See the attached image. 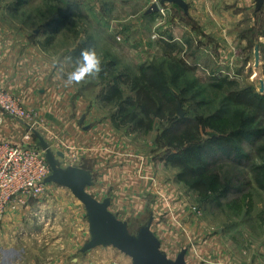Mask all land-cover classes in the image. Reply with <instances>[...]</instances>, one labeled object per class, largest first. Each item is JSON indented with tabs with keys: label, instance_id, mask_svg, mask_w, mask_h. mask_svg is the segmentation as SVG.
Returning <instances> with one entry per match:
<instances>
[{
	"label": "rangeland",
	"instance_id": "rangeland-1",
	"mask_svg": "<svg viewBox=\"0 0 264 264\" xmlns=\"http://www.w3.org/2000/svg\"><path fill=\"white\" fill-rule=\"evenodd\" d=\"M15 1L4 2L3 15L11 17V24L16 26L12 27L14 31L15 28L25 30L28 40L37 44L43 56L48 57L46 63L51 58L57 60L64 56L74 43L78 46L81 35L91 36L102 58V70L99 74L86 76V80L107 87L115 83L123 88L126 96L130 94V88L118 80L120 75L122 80H134L140 77L143 66L164 63L166 66L160 79L173 84L175 77L171 66L177 65L182 72L179 84L183 88L182 91L175 90L176 94L181 98L186 116L200 122L203 140L229 136L232 131L242 129L245 123L248 131L264 130V108L255 112L245 110L237 103L238 93L248 90L257 103L264 104V6L256 13V0H185L189 4V17L174 4L165 5L166 13L147 14L157 0H31L19 13L13 14L10 6L13 7ZM82 1L89 4L82 7L79 4ZM61 20L62 26L58 30L62 35L57 40L59 33L56 34L54 29ZM206 30H214L221 37L215 42H205L209 38L202 39L201 31ZM49 38H52L51 43H47ZM228 45L233 47L231 54L227 53ZM257 46L261 51L259 65L255 57ZM67 55L61 63L70 69ZM108 108L113 113L118 110L116 102L108 104ZM26 121L39 130L38 124L30 119ZM155 123L150 131L119 124L132 132L128 136L133 150L146 155L155 164L162 182L171 186L168 206L171 205L175 216L169 220V209L164 211V208L155 209L153 213L152 229L159 235L162 250L171 259H176L189 246L193 250L189 256L192 264H205L198 257L201 250L197 233L201 223L213 224L225 233L223 257H230L237 245L249 247V244H243L248 232L249 238H256L250 244L255 257L252 264H264V243L260 239L264 235V222L261 224L257 217L253 223L250 217L258 214V203L264 202L260 193L263 190L255 181L253 168L264 165V135L237 145L238 155H249L250 160H239L235 157L237 154L226 156L218 152L210 155L214 170L233 183L234 189L226 197L203 201L196 191L177 180L179 169L165 163L164 156L176 149L164 145L161 137L165 124L158 119ZM19 125L24 131H30L25 124ZM32 137L37 144L33 132ZM229 142L237 144L234 140ZM149 199L150 196L145 204ZM159 199L154 197L156 202H160ZM140 204L135 201L127 205L132 210L136 207L135 213ZM14 205L11 204L7 211L3 230L15 242L25 246L32 263L132 264L130 257L114 247L100 246L80 253L90 238L89 224L84 205L69 189L48 184L44 191L27 198L26 205L16 208ZM151 208L149 203L147 211L145 208L141 215L128 218L132 234L149 221ZM185 212L188 215L181 219ZM263 214L259 212L260 216ZM244 223L249 225L245 227ZM207 232L216 234L218 229L210 228Z\"/></svg>",
	"mask_w": 264,
	"mask_h": 264
},
{
	"label": "crops",
	"instance_id": "crops-1",
	"mask_svg": "<svg viewBox=\"0 0 264 264\" xmlns=\"http://www.w3.org/2000/svg\"><path fill=\"white\" fill-rule=\"evenodd\" d=\"M4 2L6 0H0V88L21 99L22 104L32 115L30 120L39 125L38 131L41 135L56 151L65 154L63 160L65 165L76 164L93 172L95 183L90 187L94 189L90 193L98 200L111 197L110 210L119 219L128 221L131 216L141 215L147 211L150 203L153 216L155 209L164 208V211L169 209L167 217L171 220L174 215L171 205L168 206L171 186L162 182L155 171V164H152L146 155L131 147L129 136L132 132L119 124L115 113L102 101L107 85L93 83L86 80V77L77 84L65 85L67 74L71 72L70 70L73 71L76 64L70 57L76 44L67 49L64 56L57 60L51 58L52 62L46 63L48 57L43 56L42 49L37 44V46L33 45L28 40L25 30L12 29L16 26L11 24V17H4L6 8L2 6L5 5ZM79 4L83 7L89 3L82 1ZM182 26L184 27V24ZM215 32L201 31V38L208 37L205 42L208 40L215 42V39L221 37ZM61 35L60 32L57 40ZM83 38L85 35H81L78 42ZM231 48L230 45L227 46L228 54L232 53ZM66 54L70 69L65 68L61 63ZM19 123L24 124L6 116L0 128V142L21 143L27 131H24ZM263 191L260 190V193L264 198ZM149 196V203L145 204ZM155 196L160 198V202L154 200ZM135 201L141 204L133 213L136 207L132 210L127 204L130 205ZM258 206V214L250 215L251 222L255 223L258 217L262 224L264 214L260 216L259 212H264V202L258 203ZM183 212L184 210L181 213ZM187 215L188 212H185L181 219ZM244 225L246 227L249 224L244 223ZM185 226L189 228V224L185 223ZM210 228L213 231L217 228L218 233L211 232L212 234L209 235L207 231H210ZM153 231L157 233L156 229ZM197 235L198 248L202 256L198 254V257L205 264H252L255 258L250 244L256 238L251 236L249 238L248 232L243 244H249V247L237 245L233 248L230 257H223L226 252L223 246L226 243L225 233L218 225L208 226L201 223ZM260 239L264 243V235ZM187 248V262L192 264L189 256L193 250L189 249V246ZM0 264H36L35 261L32 263L28 260L25 246L21 242H15L5 233L3 225L0 234Z\"/></svg>",
	"mask_w": 264,
	"mask_h": 264
},
{
	"label": "trees",
	"instance_id": "trees-1",
	"mask_svg": "<svg viewBox=\"0 0 264 264\" xmlns=\"http://www.w3.org/2000/svg\"><path fill=\"white\" fill-rule=\"evenodd\" d=\"M30 1L16 0L15 5L10 6L11 12L19 13L22 7ZM181 10L184 12L183 9ZM184 14L189 17V14L185 12ZM62 21L56 23L54 29L56 34L59 33L58 27L62 26ZM49 39L47 43L52 42V38ZM95 47L94 39L89 36L80 41L79 45L71 52L70 57L76 63L82 50ZM165 66L164 63L160 66L153 64L143 66L140 77L134 80L130 78L122 80L123 76L120 75L118 80L129 86L130 94L125 96L123 90L113 83L106 88L102 101L107 104L116 102L118 110L115 113V118L121 123L132 125L134 130L150 131L157 119L161 121L162 125L165 124L161 138L167 148L176 149V152L168 153L164 159L167 165L179 169L177 180L196 191L203 201L226 197L233 191L234 184L227 182L219 171L214 170L211 156L221 152L226 156L237 154L235 157L239 160H250L249 155H238L237 145L262 137L264 130L257 128L254 131H248L245 123L242 129L232 131L229 136L203 140L200 122L186 114L183 117L178 115L177 106L179 102L181 103V98L175 90L182 91L183 88L179 84V79L182 76L181 70L177 65L171 66L175 78L173 84H169L160 79ZM230 83L228 84L231 85ZM248 92V90H242L238 93V105L245 110L253 109L255 112L263 110L264 104L257 103V99L250 96ZM230 140H234L237 144L229 142ZM253 168L255 181L259 188L264 190V165Z\"/></svg>",
	"mask_w": 264,
	"mask_h": 264
},
{
	"label": "water",
	"instance_id": "water-1",
	"mask_svg": "<svg viewBox=\"0 0 264 264\" xmlns=\"http://www.w3.org/2000/svg\"><path fill=\"white\" fill-rule=\"evenodd\" d=\"M166 4H174L189 14V4L185 0H157L148 9L147 14L159 12ZM264 6V0H256V12ZM256 64L260 63L259 46L255 49ZM178 115L183 117L185 111L179 102ZM32 130L38 139L37 147L45 154V158L51 168V174L44 180V184H58L69 189L72 194L84 205L89 224V240L81 248L80 252L86 253L93 249L114 247L132 259V264H188V248H184L176 259H171L161 248V241L152 229L154 216L140 227L136 234H132L128 221L121 220L110 210L111 197L98 200L88 188L95 183L92 171L84 169L76 164L65 165V154L56 151L50 143L33 126L24 122Z\"/></svg>",
	"mask_w": 264,
	"mask_h": 264
},
{
	"label": "built area",
	"instance_id": "built-area-1",
	"mask_svg": "<svg viewBox=\"0 0 264 264\" xmlns=\"http://www.w3.org/2000/svg\"><path fill=\"white\" fill-rule=\"evenodd\" d=\"M167 11L165 6L160 9L161 13ZM6 116L27 124L26 120L32 117L18 96L0 88V128ZM31 131L21 143L0 142V234L11 204L15 203V208L26 205L27 198L44 191L48 185L44 180L51 174V168Z\"/></svg>",
	"mask_w": 264,
	"mask_h": 264
},
{
	"label": "clouds",
	"instance_id": "clouds-1",
	"mask_svg": "<svg viewBox=\"0 0 264 264\" xmlns=\"http://www.w3.org/2000/svg\"><path fill=\"white\" fill-rule=\"evenodd\" d=\"M102 70V58L95 48H86L81 51L73 71L67 74L65 85L77 84L86 76L99 74Z\"/></svg>",
	"mask_w": 264,
	"mask_h": 264
},
{
	"label": "bare ground",
	"instance_id": "bare-ground-1",
	"mask_svg": "<svg viewBox=\"0 0 264 264\" xmlns=\"http://www.w3.org/2000/svg\"><path fill=\"white\" fill-rule=\"evenodd\" d=\"M162 8V7H161ZM42 219V218H41ZM44 219V218H43Z\"/></svg>",
	"mask_w": 264,
	"mask_h": 264
}]
</instances>
